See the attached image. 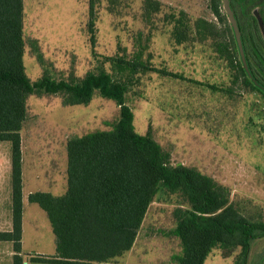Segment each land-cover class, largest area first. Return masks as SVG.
Listing matches in <instances>:
<instances>
[{
  "label": "rangeland",
  "instance_id": "374dc122",
  "mask_svg": "<svg viewBox=\"0 0 264 264\" xmlns=\"http://www.w3.org/2000/svg\"><path fill=\"white\" fill-rule=\"evenodd\" d=\"M145 1L95 0L90 31V0H24V65L29 79L35 82L47 73L56 80L77 81L88 72L104 70L126 82L136 131H150L171 154L173 165L212 177L229 190L230 201L246 217L264 221V100L240 82L233 83L235 72L217 52L216 39L177 44L172 34L170 17L180 11L191 25L202 18L221 29L210 0H156L161 6L155 13L147 12ZM118 117V105L98 95L88 105L74 106L65 105L59 94L28 97L21 132L25 264H44L30 258L52 257L56 248L47 214L29 202V194L64 195L68 140L110 130ZM10 174V146L0 143V231L12 226ZM182 203L178 194L160 192L136 246L143 256L105 264H176L173 257L182 247L173 231ZM239 253L240 249L224 254L215 248L205 264H236ZM13 254L12 243L0 242V264H12ZM247 264H264V236L252 242Z\"/></svg>",
  "mask_w": 264,
  "mask_h": 264
},
{
  "label": "trees",
  "instance_id": "16d2710c",
  "mask_svg": "<svg viewBox=\"0 0 264 264\" xmlns=\"http://www.w3.org/2000/svg\"><path fill=\"white\" fill-rule=\"evenodd\" d=\"M231 5L251 72L264 86V36L254 15L256 10L264 23V0H231ZM160 6L156 0L145 1L149 13L159 11ZM210 8L221 29L202 18L191 25L186 13L180 11L170 17L173 38L177 44L216 39L217 52L235 72L233 83L240 82L264 100V92L247 76L238 58L222 1L210 0ZM89 10L93 31L95 0H90ZM34 50L41 61L36 44ZM24 53V0H0V143L10 146L12 222L9 230L0 231V242L12 243V264H25L21 132L27 118L28 97L42 94L63 95L67 106L88 105L98 95L118 105L119 117L110 130L68 140L64 195L41 191L29 195V202L46 212L56 237V255H35L31 262L101 264L122 256L133 247L151 204L164 191L183 199L175 214L177 224L173 231L182 247L176 264H205L215 248L224 254L240 249L236 264H247L252 242L264 236V221L246 217L230 201L229 190L212 177L193 167L173 165L171 154L150 131L144 135L136 131L134 113L126 102V82L104 70L88 72L77 81L56 80L45 73L32 82L26 73Z\"/></svg>",
  "mask_w": 264,
  "mask_h": 264
},
{
  "label": "water",
  "instance_id": "95a60500",
  "mask_svg": "<svg viewBox=\"0 0 264 264\" xmlns=\"http://www.w3.org/2000/svg\"><path fill=\"white\" fill-rule=\"evenodd\" d=\"M222 3H223V8H224V11H225L226 16L228 18V21L231 25V29L233 32V36L235 39L236 47H237V50L239 53V57H240L242 66H243L247 76L251 79V81L254 83V85H256L258 88H260V90H262L264 92V86L261 85L254 78V76L251 72L250 65H249L248 58H247V54H246L244 41H243V37H242V33L240 30V26L238 23L237 16H236L234 9L231 5V0H222ZM254 15L257 17V19L259 21L260 28H261L262 34L264 36V23L262 21V18L256 10L254 12Z\"/></svg>",
  "mask_w": 264,
  "mask_h": 264
},
{
  "label": "crops",
  "instance_id": "0c3cea01",
  "mask_svg": "<svg viewBox=\"0 0 264 264\" xmlns=\"http://www.w3.org/2000/svg\"><path fill=\"white\" fill-rule=\"evenodd\" d=\"M65 179H66V181H67V174H65ZM65 179H64V183H65ZM30 194H31V193H30ZM30 194H29V195H30ZM60 194H61V193H60ZM54 195H56V193H54ZM56 196H60V195H56ZM144 221H145V219H144ZM143 225H144V222H143V224H142L140 230L138 231L136 241H135L133 247L131 248V250L127 251V252L124 253L122 256H120V257H118V258H115V259H113V260H111V261H117L118 259H124V260H126L127 262H129V261H130L129 258H131V257H133V256H136V255H138V256H139V255H140V256L142 255V256H143L142 251H136L137 243H138V241H139L140 235H142L141 231H142V229H143ZM143 237H145V239H143L145 242L148 241V237H147L146 234H144ZM179 240H180V239H179ZM50 255H51V256H55V255H56V248H55V253H54V254H50ZM177 256H179V255H177ZM177 256L173 257V259L176 258ZM173 259H172V260H173ZM111 261H109V262H111ZM109 262H107V263H109ZM140 262L142 263V261H140ZM104 264H105V263H104ZM133 264H135V263H133Z\"/></svg>",
  "mask_w": 264,
  "mask_h": 264
}]
</instances>
